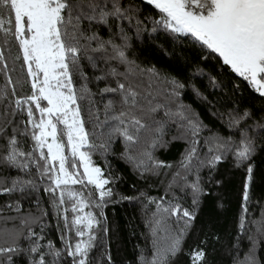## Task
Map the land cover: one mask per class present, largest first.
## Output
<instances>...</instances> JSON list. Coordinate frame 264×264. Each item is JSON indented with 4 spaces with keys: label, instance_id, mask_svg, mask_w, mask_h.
I'll list each match as a JSON object with an SVG mask.
<instances>
[{
    "label": "snow or ice",
    "instance_id": "6c2138e0",
    "mask_svg": "<svg viewBox=\"0 0 264 264\" xmlns=\"http://www.w3.org/2000/svg\"><path fill=\"white\" fill-rule=\"evenodd\" d=\"M147 3L159 10L157 24L173 33L191 36L264 96V0H147ZM126 16L127 10L120 0H0V77L3 79L0 104L6 105L0 112V164L26 173L34 168L40 180L48 182L44 191L52 195L53 208L65 228L61 236L63 249L49 242L45 253L39 243L42 238L34 241L30 252L37 254L38 259L33 264H48L46 255L53 257L52 264H58L65 254L71 258V264H90V254L103 221L85 209H102L113 196L108 187L113 181L104 176L93 155L97 151L106 153L117 136L131 148L141 142L144 133L163 132V124L155 120V115L166 106L158 102L151 85L142 89L140 84L132 82L133 73H119L111 68L96 77L98 81L111 77L115 84H106L99 90L101 97H109L103 103L102 112L96 107L97 94L88 87L82 61L87 59L96 67L97 57L93 54H102L99 58L106 63L118 61L131 65L125 54L126 43L119 45L90 31L97 25L114 28ZM122 39L126 42L127 36L122 34ZM17 63L21 72L14 78L12 74L17 69L13 65ZM146 71L157 75L155 69ZM171 83L175 88L183 87L177 81ZM25 84L30 93L19 95L18 89ZM173 95L179 93L174 91ZM164 114L187 120L193 135L199 132L200 125L182 112L166 110ZM17 115L26 117L20 121L22 127L14 122ZM248 115L245 112L233 117L231 125L238 127ZM149 121L159 126L152 129ZM89 124L93 125L92 131L87 127ZM257 127L264 129V124ZM21 137L24 143L31 141L27 150ZM158 142L159 138L154 139L151 147H156ZM195 143L181 164L186 171L192 170L194 159L201 166L215 168L229 153L240 167L250 160L257 147L247 128L241 130L238 142L216 138L209 144L207 160L198 158ZM144 155L152 160L150 152ZM126 158L136 161L130 154ZM143 163H136V167L140 168ZM154 164L170 167L159 161ZM252 173V167L248 166L242 195L241 231L248 213ZM184 179L192 193L193 207L165 204L163 199L156 202V212L148 225L152 255L150 259L142 256L141 264H175V258L181 253L184 237L205 194L198 174L191 183H187V176ZM29 188H37L33 180L15 179L11 187H0V194ZM257 230L264 233V222L258 223ZM35 236L29 230V237ZM17 239L13 237L11 246H0V257L11 260V254L18 251ZM205 255L203 250L193 251L192 264H204ZM237 264H256L254 250Z\"/></svg>",
    "mask_w": 264,
    "mask_h": 264
},
{
    "label": "trees",
    "instance_id": "16d2710c",
    "mask_svg": "<svg viewBox=\"0 0 264 264\" xmlns=\"http://www.w3.org/2000/svg\"><path fill=\"white\" fill-rule=\"evenodd\" d=\"M120 3L127 10L125 19L118 21L114 28L97 25L92 26L90 31L97 32L104 40L111 39L119 45L126 43L125 54L132 63H106L99 58L100 53L93 54L97 57L96 67L87 59L82 61L88 87L97 94L96 107L102 112L103 103L109 98L101 97L99 90L106 84L115 86L111 77L104 81H98L96 77L115 68L119 73H133L132 82L140 84L142 89L151 85L158 102L166 108L155 115V120L163 124L162 133H144L141 142L131 148L117 136L110 142L106 153L97 151L93 155L104 176L113 181L108 185L113 196L102 209H86L103 221L97 232L96 246L90 254V264H141L142 256L150 259L152 236L148 225L156 212V202L163 199L165 204L178 203L191 209L192 193L184 177L187 176V183H191L197 174L205 194L200 199L196 218L187 230L175 264H192L191 254L195 250L205 252L204 264H237L253 250L256 264H264V233L257 230L258 223L264 222V129L257 127L264 124V96L191 36L173 33L157 24L159 10L147 0H120ZM122 34L127 36L126 42ZM15 54L13 49L12 55ZM9 62L11 64V58ZM13 66L17 69L12 74L15 78L21 70L19 63ZM148 69H155L157 75L147 72ZM171 81H177L183 87L175 88ZM0 84H3L2 77ZM174 91L179 95H173ZM29 93L26 84L18 89L19 95ZM5 108V104H0V112ZM87 109L85 103L86 119ZM166 110L182 112L200 125L199 132L193 135L187 120L175 115L165 116ZM245 112L248 117L238 127H233L231 119ZM25 119V116L17 115L14 122L22 127L20 121ZM149 124L152 129L159 126L153 121ZM87 127L93 130V125ZM245 128L257 147L244 165L237 167L229 153L215 168L206 164L201 166L196 159L192 162L191 171L181 167L194 142L198 158L207 160L209 144L216 138L238 142L240 132ZM157 138V146L151 147L152 141ZM20 139L27 150L31 141L24 143V138ZM145 152L151 153L152 160L144 155ZM129 154L136 157L135 162L126 158ZM140 161L144 163L137 168L136 163ZM156 161L170 167H156ZM248 166L252 167L253 173L248 213L241 231L242 195ZM15 179H31L37 188L0 194V246H11L13 237H18V251L11 254L10 261L7 257H0V261L4 264H33L38 255L30 252V248L37 238H42L39 243L45 253L48 252L49 242L57 249H63L61 236L65 231L64 222L53 208L52 195L44 191L48 182L41 181L34 168L26 173L0 164V187H11ZM93 198H96L95 194ZM29 230L36 236L30 238ZM46 260L52 264L53 257L46 255ZM58 264H71V258L65 254Z\"/></svg>",
    "mask_w": 264,
    "mask_h": 264
},
{
    "label": "rangeland",
    "instance_id": "374dc122",
    "mask_svg": "<svg viewBox=\"0 0 264 264\" xmlns=\"http://www.w3.org/2000/svg\"><path fill=\"white\" fill-rule=\"evenodd\" d=\"M253 87V86H252ZM254 88V87H253ZM259 93V92H258ZM85 211H86V209H85Z\"/></svg>",
    "mask_w": 264,
    "mask_h": 264
}]
</instances>
